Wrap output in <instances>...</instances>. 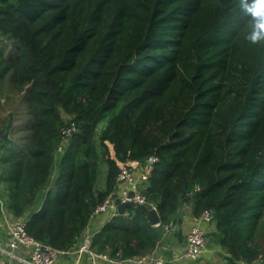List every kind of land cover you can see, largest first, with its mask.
I'll return each mask as SVG.
<instances>
[{
	"label": "trees",
	"instance_id": "obj_1",
	"mask_svg": "<svg viewBox=\"0 0 264 264\" xmlns=\"http://www.w3.org/2000/svg\"><path fill=\"white\" fill-rule=\"evenodd\" d=\"M241 3L0 0V38L12 43L0 46V88L27 118L17 132L0 117V217L6 208L68 254L114 191L118 164L141 170L154 156L142 194L160 224L127 206L92 236L93 252L166 246L165 227L189 206L196 219L212 212L207 245L228 264L264 260V41L246 39ZM65 117L76 130L58 154Z\"/></svg>",
	"mask_w": 264,
	"mask_h": 264
},
{
	"label": "built area",
	"instance_id": "obj_2",
	"mask_svg": "<svg viewBox=\"0 0 264 264\" xmlns=\"http://www.w3.org/2000/svg\"><path fill=\"white\" fill-rule=\"evenodd\" d=\"M61 130V142L57 149L60 154L65 144L75 132L76 128L72 123H68ZM157 158L149 157L145 167L141 170L136 168L131 162L119 163L116 177L115 189L93 210L90 222L100 216H108L109 219L119 214L118 207L122 204L132 203L143 206L146 201L142 191L148 182L151 166ZM126 215V214H125ZM213 214L210 210H205L197 219V224L192 225L186 234V244L172 254H163L159 249L151 253L134 256L131 258H110L105 253H95L90 249V240L93 233L87 226L82 242L76 251V258L73 264H82L83 256L89 264H183L185 262H195L199 260L207 249V230L203 225L211 224ZM173 224L165 227V230L172 229ZM7 253L11 258H15L21 264H57L58 260L67 253L54 249L53 247L35 240L26 232L25 220L15 221L7 228ZM69 254V253H68Z\"/></svg>",
	"mask_w": 264,
	"mask_h": 264
},
{
	"label": "crops",
	"instance_id": "obj_3",
	"mask_svg": "<svg viewBox=\"0 0 264 264\" xmlns=\"http://www.w3.org/2000/svg\"><path fill=\"white\" fill-rule=\"evenodd\" d=\"M131 163H133V165L136 166V168L140 169L141 165L139 163L137 162H131ZM177 218L179 220L178 222H176V224L173 227L174 232L172 231V234L169 235L168 239L166 238L167 245L166 246L160 245L159 251L169 252V254H172V252L174 251L181 250L186 244V234L188 232V229L192 225L197 224V219L192 216L191 208L189 206H183L179 210L177 214ZM19 220H23V219H19ZM108 220L109 218L106 215L96 218L93 222L89 224L90 232L93 234L97 233ZM203 227L207 230V234L212 233L214 231V227L211 224L209 225L204 224ZM173 233H176V235ZM7 240H8V235L6 230L5 239H4L6 247H7ZM208 242H209V238H208ZM77 249L61 257L58 260L57 264H73L76 258ZM82 261H83L82 264H89V261L86 258V256H83ZM183 264H228V262L226 259V253L221 248L214 245H208L206 252L199 260L195 262H185ZM254 264H264V260L260 259Z\"/></svg>",
	"mask_w": 264,
	"mask_h": 264
},
{
	"label": "rangeland",
	"instance_id": "obj_4",
	"mask_svg": "<svg viewBox=\"0 0 264 264\" xmlns=\"http://www.w3.org/2000/svg\"><path fill=\"white\" fill-rule=\"evenodd\" d=\"M0 46L6 47V51L8 52L12 48L11 42H5L0 38ZM7 86H3L0 88V117L6 119V122L9 121L10 117L12 116V124L14 126V130H17L23 122H26L27 118L25 116L26 112V105L20 104V97L17 95H8L7 93ZM21 135L19 134H9L5 135V138H9L13 142H17V138ZM105 169L101 167V173L99 177L98 186L101 187L104 182L105 177ZM3 188L0 186V199L4 201L2 196ZM18 221L17 219L13 218L11 215L8 214L6 208L2 209V215L0 217V264H21L15 258H11L7 253L1 251V249L5 251H9L6 247L4 242L5 234L8 225ZM174 232V231H173ZM208 246V245H207ZM169 254V253H168Z\"/></svg>",
	"mask_w": 264,
	"mask_h": 264
},
{
	"label": "clouds",
	"instance_id": "obj_5",
	"mask_svg": "<svg viewBox=\"0 0 264 264\" xmlns=\"http://www.w3.org/2000/svg\"><path fill=\"white\" fill-rule=\"evenodd\" d=\"M241 8L253 21L252 31L246 39L252 44L264 41V0H242Z\"/></svg>",
	"mask_w": 264,
	"mask_h": 264
},
{
	"label": "water",
	"instance_id": "obj_6",
	"mask_svg": "<svg viewBox=\"0 0 264 264\" xmlns=\"http://www.w3.org/2000/svg\"><path fill=\"white\" fill-rule=\"evenodd\" d=\"M5 138V136H4ZM30 203V200H28ZM127 206H133L132 203L122 204L118 207V212L121 214ZM143 207L147 210V221L151 226H158L160 224V218L155 207L150 203H145Z\"/></svg>",
	"mask_w": 264,
	"mask_h": 264
}]
</instances>
